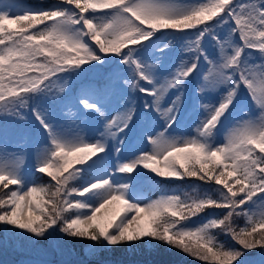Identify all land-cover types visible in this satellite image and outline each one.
<instances>
[{
    "label": "snow or ice",
    "instance_id": "obj_1",
    "mask_svg": "<svg viewBox=\"0 0 264 264\" xmlns=\"http://www.w3.org/2000/svg\"><path fill=\"white\" fill-rule=\"evenodd\" d=\"M177 38L186 58L168 63ZM16 140L37 155L0 163V226L27 264L64 237L90 241L88 257L147 237L206 264H264V211L249 208L264 204V0H0V156ZM152 177L208 188L147 200Z\"/></svg>",
    "mask_w": 264,
    "mask_h": 264
},
{
    "label": "rangeland",
    "instance_id": "obj_2",
    "mask_svg": "<svg viewBox=\"0 0 264 264\" xmlns=\"http://www.w3.org/2000/svg\"><path fill=\"white\" fill-rule=\"evenodd\" d=\"M8 2H11V0H8ZM18 2L20 8H47L56 3L57 0L55 2H50L48 0H18ZM175 2L177 4H186L196 2V0H175ZM44 3H48L49 6L43 5ZM211 43V41H206V46H208L209 53L211 55H215V49L211 47ZM181 44L182 41L177 38L173 48L169 51L168 56L165 58L166 62L178 64L181 58H186L182 53ZM80 83V81L76 80L74 74L73 77L69 78V82L67 87L65 88V92L61 94L63 100L58 105V107H62L65 112H67L70 108H75V97L80 87ZM68 127H72L70 121ZM72 132L68 129V133L70 136L82 134L79 133V129H77L75 133ZM88 132L89 134L91 133V128L88 129ZM175 134L192 135L193 131L192 129H185ZM225 134V131L222 130L220 133H218L217 139L221 140L223 138V135ZM36 155L37 153L35 150H31L30 152H23L20 155V158H16L13 154L10 153L9 155L0 156V163L12 162L15 159H19L22 162L24 170H27L35 163ZM149 176H151V174H149ZM150 184L151 182L148 180H144L141 182V187L144 190V195L147 200L157 199L161 195L166 194H180L183 197L184 192L193 194L192 189L195 186L198 187L199 194L202 195L204 193V190L208 188L207 185H201L200 183L192 185L188 184L187 186H184V189L182 190L172 189L168 192L161 193L156 198H149L146 194V187ZM249 208L250 211L259 214L260 212L264 211V204H262L261 201L257 200V203L255 205H250ZM132 215L133 214H129L127 219H130ZM207 219L209 218L198 216L185 223L188 225V227L194 228L196 226H199V224L203 223ZM238 220L239 219H237V223L239 224ZM223 237V235H220L218 239L226 244L230 243L227 237H225V239ZM90 244L91 242L88 240H75L64 237L62 240H60L61 247L65 249L63 253L52 251L51 245H36V247H47L48 254L45 259L51 260L55 264H206V262L200 261L197 258H193L188 254L177 250L176 248L169 247L165 243L160 244L158 240H153L147 237L132 244H125L124 249H121L120 251L115 250L118 249V246L110 248L107 246V244H104L102 246L97 245L95 257H88L85 255ZM15 246L16 245L14 242L11 249H5L6 247L3 246L2 238H0V253L4 252L5 250L12 252ZM113 248L114 250L112 251L111 249ZM247 255L249 257L248 264H259V261L261 259V253H259V251ZM11 263L12 262H8V264Z\"/></svg>",
    "mask_w": 264,
    "mask_h": 264
},
{
    "label": "trees",
    "instance_id": "obj_3",
    "mask_svg": "<svg viewBox=\"0 0 264 264\" xmlns=\"http://www.w3.org/2000/svg\"><path fill=\"white\" fill-rule=\"evenodd\" d=\"M71 128H73V127H71ZM15 143H16V145H19L21 148L24 147V146H26V144H28L30 146L28 149L23 150L22 152H26V151H28L29 149L32 148V143H31L30 140L28 142H26V143H22L20 140H16ZM186 182H192V183H195V184H198L199 183L198 181L195 182V180H185V181H172V182H169V181H162V180L158 179V181L153 185V187H156L157 189L158 188H167L169 186H178V185H181V184L186 183ZM38 183H40V184H46L47 183V180L41 179V180L38 181ZM214 214H217V213L206 212V213L200 214L199 217H203V216H213ZM238 222L241 223L242 222V219L240 218L238 220ZM0 238H2V241L5 239L4 232H3V226H0ZM223 238L225 239V237H223ZM14 242H15V245L16 246L14 247V249H13L12 252H9V251L5 250L4 252L0 253V261H1L0 263L1 264H8V262L14 263L17 258L22 257V256L34 257V256L30 255L22 247H18L17 246V242L15 240H9L8 243H7V245H5L3 243V246L6 247L5 249H7V248L8 249H11L13 247V243ZM160 244H162V242H160ZM124 245L125 244H122V245L118 246V249H115V250L116 251H120L121 249L123 250L124 249ZM111 250L113 251L114 248L111 249ZM8 257H9V259H8Z\"/></svg>",
    "mask_w": 264,
    "mask_h": 264
},
{
    "label": "water",
    "instance_id": "obj_4",
    "mask_svg": "<svg viewBox=\"0 0 264 264\" xmlns=\"http://www.w3.org/2000/svg\"><path fill=\"white\" fill-rule=\"evenodd\" d=\"M30 259H35V258H19L15 264H27V260H30ZM49 264H53L52 262L48 261Z\"/></svg>",
    "mask_w": 264,
    "mask_h": 264
}]
</instances>
